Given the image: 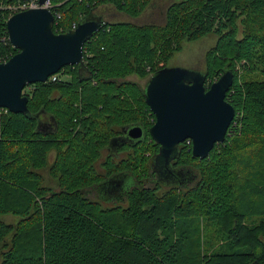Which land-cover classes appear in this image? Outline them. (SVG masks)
<instances>
[{"label":"trees","instance_id":"trees-1","mask_svg":"<svg viewBox=\"0 0 264 264\" xmlns=\"http://www.w3.org/2000/svg\"><path fill=\"white\" fill-rule=\"evenodd\" d=\"M16 1L0 0V62L17 51L5 24ZM151 1L52 0L61 15L54 32L83 16H99L103 24L83 46V68L64 66L54 79L30 84L28 114L0 113V240L15 229L0 264H264V81L239 85L225 65L230 56L264 64V0H182L193 4L182 13H174L181 5L173 0L163 24L111 21L107 11L134 21ZM213 29L229 40L211 48L212 63L202 71L207 80L231 69L226 100L242 117H233L235 133L228 135V127L207 157H193L191 143L179 144L173 162L183 177L149 183L157 176L158 144L148 133L154 115L144 86L126 77V63L134 60L133 73L143 76L153 62L152 74L163 67L156 53L172 50L171 40ZM91 80L96 94L84 91ZM38 112L52 116L50 128L38 127ZM130 125L141 126L143 136L119 142L128 152L108 156L109 172L101 174L102 148ZM49 152H55L50 160ZM114 176L131 183L119 200H106L100 183ZM6 214L18 218L16 227L4 222Z\"/></svg>","mask_w":264,"mask_h":264},{"label":"water","instance_id":"water-1","mask_svg":"<svg viewBox=\"0 0 264 264\" xmlns=\"http://www.w3.org/2000/svg\"><path fill=\"white\" fill-rule=\"evenodd\" d=\"M38 2L42 4L44 0ZM5 24L8 41L17 51L0 62V108L28 114V96L23 93L24 88L45 82L64 66L83 68V46L103 21L99 16H83L73 28L54 32L53 13L38 7L10 14ZM205 82L203 71L177 66L158 69L146 81L144 99L155 118L148 133L158 144L152 157L153 169L155 164L168 169L179 156V144L185 140L191 143V155L199 158L207 157L216 143L224 141L235 115L234 107L226 100L233 72L225 68L208 86ZM124 132L131 137L143 136L139 125H130ZM171 169L181 170L173 166ZM164 172L156 171L157 175H164ZM129 183L130 178L110 177L100 183L105 194L102 197L119 200L123 187H129Z\"/></svg>","mask_w":264,"mask_h":264},{"label":"rangeland","instance_id":"rangeland-1","mask_svg":"<svg viewBox=\"0 0 264 264\" xmlns=\"http://www.w3.org/2000/svg\"><path fill=\"white\" fill-rule=\"evenodd\" d=\"M152 0L150 2V5H148L147 7L141 9V7L137 6V8H140L141 11L138 14L137 19H135L134 21L129 19L128 17L124 16L121 14V16H118L115 14V12L111 9H108L107 11H109L110 15H114V17L116 19H113L111 21H115V20H129L130 22L136 23V24H140V23H156V24H163L165 22L164 19V10L165 8H170V3H174L173 0H155L154 4H153ZM175 3L180 4L181 6H173L174 9V13H176L179 9V13H182L183 11H187L188 9H191L193 4H191L190 2H182V0H177ZM152 4V5H151ZM169 6V7H168ZM198 5L194 7V10L197 9ZM139 9V10H140ZM108 19H112L110 16H108ZM136 21V22H135ZM182 22L178 23V26L182 25ZM186 24V23H185ZM183 24V28H186V25ZM189 33L187 35L182 34V37L180 38L179 42H175L174 40L171 44V48L172 50H170V46L168 47V50H165V54L162 53V49H160L159 52L156 53V55L158 56V61L161 62V64H163V67H167V66H177V67H185V68H190V69H197V70H205L207 69V67L209 66L211 61V48L214 47V45H216V43H219V41L223 42V45L226 47L227 44L226 42L229 40V37H225L224 40L222 39V37H219L220 35L215 32V29H213L210 33H202V32H195L194 34L189 36ZM169 37V36H168ZM94 42V41H93ZM170 42V43H171ZM155 57V56H154ZM221 58L216 59L215 62H217L218 60H220ZM249 59H235L234 57L230 56L226 59L227 62H225V65L228 64L230 65L231 68H234L235 72H237V83L239 85H243L245 83H249L252 81H257V82H263L264 81V74L262 71V67L264 66V64L259 63V62H248ZM134 63V60L132 61ZM132 62L126 63L128 64L127 68L125 69L124 72H130L126 77L129 78L130 80H135L138 81L139 84L143 87L146 84V81L148 80V78L151 75V72H149V67L153 65V62H150L147 66H145V71L146 74L141 76L138 74H134L133 70L135 69L134 65L132 64ZM208 62V63H207ZM212 63V61H211ZM119 65H122V63H120ZM155 65V64H154ZM155 67H158L155 65ZM161 69V68H160ZM221 74V71H220ZM212 75L211 79H207L205 84L208 85L211 80H216L217 77L220 75ZM64 76V75H62ZM93 80L89 81V85L86 87V83H84L85 85V93L86 92H94V94H96L95 89H98V87L94 88V86L96 85H92ZM93 86V87H92ZM129 86V85H127ZM231 90V89H230ZM27 91L23 90V93L25 94ZM230 93H234L233 90L230 91ZM87 97L89 98L90 95L86 94ZM129 97H130V101L132 103L131 108L133 109L135 102L132 101L134 100L133 96L130 92L128 93ZM97 96V95H96ZM228 99L230 101H234V99L228 96ZM148 106V105H147ZM149 109V107H148ZM238 110V109H237ZM235 112V117L236 119H240L242 117V113L241 110H238ZM0 113H5V109L4 108H0ZM151 113V111H150ZM149 113V114H150ZM153 114V113H152ZM234 117V118H235ZM155 118L154 116H150L149 117V122H154ZM231 125L229 126V131H228V135H231L233 133H235L231 128V126H234L237 121L236 120H232L231 121ZM239 127V124H238ZM234 136V135H233ZM232 137V136H230ZM186 145H189V143L187 142ZM188 149V148H187ZM55 152H49V156L48 159H52L53 155ZM154 179H158V176H154ZM163 187H166V185H163ZM4 220L5 223H9V224H13L14 227H16L17 222H18V218L10 215V214H6L1 216ZM253 221H258V218L254 219ZM249 222V221H246ZM252 222V221H250ZM28 224H23L22 228L26 227ZM15 229L10 230V232L5 236V238L3 240H0V262L2 261V257L4 255V253L11 249L12 247V243H13V234ZM204 239V238H203ZM4 243L3 245L1 243ZM220 241H217L214 243L215 247H218V245H220ZM207 254V251H205Z\"/></svg>","mask_w":264,"mask_h":264},{"label":"flooded vegetation","instance_id":"flooded-vegetation-1","mask_svg":"<svg viewBox=\"0 0 264 264\" xmlns=\"http://www.w3.org/2000/svg\"><path fill=\"white\" fill-rule=\"evenodd\" d=\"M30 86V85H29ZM29 86L27 87V88H25V90H29ZM42 111H43V109H41ZM50 118H52V116L51 115H48L47 113H45V112H43V113H39L38 112V114L36 115V122H38V124H39V128H50V126H51V122H50ZM129 128V126H127V127H124V129H123V135H118L117 136V138L116 139H114L113 141H112V143H111V145L110 146H108V145H106V146H104L103 148H102V151H101V153H102V157H101V160H100V162H99V165H100V171H103L101 174H104V173H106L107 171H108V168H107V166L106 167H104V165H103V163H104V160H106L107 159V157L108 156H112V155H115V154H117L115 157H117L118 159H122V158H124L125 157V155H126V153L128 152L127 150H126V147L125 148H122L121 146H120V144H118L119 142H124V141H127V142H132V140H137L138 138H136V137H131V136H128V133L126 132H124L125 130H127ZM186 141V140H185ZM155 143V142H154ZM189 143H190V141H189ZM158 150V149H157ZM175 163L176 162H171L170 163V166H169V168L167 169L166 167H164V166H160V165H157V164H155V168L153 169V171L156 173V171L158 170V171H160V170H163V171H165L164 172V175H161V174H159L160 175V180H163L164 179V181L166 182L167 180H169V179H171V178H174V177H177L178 176V178L181 176V177H183V174H182V171H178V170H174V169H171V166H173L174 168H175ZM109 172V171H108ZM154 173V174H155ZM157 174V173H156ZM155 174V175H156ZM159 175H157L158 177H159ZM169 175V176H168ZM154 177V175L153 176H151V178H148V179H146V181L147 182H149V183H151L150 182V180L152 179ZM167 177H168V179H167ZM154 179V178H153Z\"/></svg>","mask_w":264,"mask_h":264},{"label":"built area","instance_id":"built-area-1","mask_svg":"<svg viewBox=\"0 0 264 264\" xmlns=\"http://www.w3.org/2000/svg\"><path fill=\"white\" fill-rule=\"evenodd\" d=\"M8 7L12 10V13L17 12V11H21V10H25L28 8H38V7L47 8L54 15V24L58 23L60 16H61L60 14L54 13V8L56 7V4H53L52 0H44V2L42 4H40L38 2V0H17L16 2L9 4ZM75 25H76V23H73L71 28H73ZM51 77H52V79H54L55 75H52ZM187 142L189 143V140H186V143Z\"/></svg>","mask_w":264,"mask_h":264}]
</instances>
